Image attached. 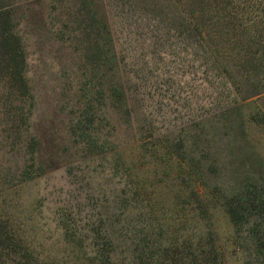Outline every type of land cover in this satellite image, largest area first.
<instances>
[{
  "label": "rangeland",
  "instance_id": "rangeland-1",
  "mask_svg": "<svg viewBox=\"0 0 264 264\" xmlns=\"http://www.w3.org/2000/svg\"><path fill=\"white\" fill-rule=\"evenodd\" d=\"M13 2L33 97L27 132L45 170L17 181L29 169L27 132L13 129L12 110L26 103L0 88V221L24 231L48 262L66 259L65 238L87 251L88 230L108 226L116 263L130 264L127 235L150 224L157 240L215 239L221 264H254L246 228L233 226L220 195L243 177L264 179V123L250 119L264 113V94L243 100L229 83L237 69L223 73L222 59L204 65L136 5ZM88 9L101 29L97 47Z\"/></svg>",
  "mask_w": 264,
  "mask_h": 264
},
{
  "label": "trees",
  "instance_id": "trees-1",
  "mask_svg": "<svg viewBox=\"0 0 264 264\" xmlns=\"http://www.w3.org/2000/svg\"><path fill=\"white\" fill-rule=\"evenodd\" d=\"M121 1H125L129 8L136 5L146 18L157 22L164 31L173 30L181 35L204 65L215 67V63L222 59L228 64L222 66L223 73L230 76V69H237L238 81L229 79V83L236 94H244L243 100L264 94V0ZM15 8L13 0H0V88L7 99L26 103L25 109L12 110L13 129L18 133L20 130L27 132L29 128L33 97L24 75L25 50L16 30ZM86 15H89L87 26L92 30L93 45L97 47L101 31L98 19L89 9ZM102 24L107 42L113 44L111 25ZM230 109L231 106L225 108ZM250 119L263 124V111H256ZM26 135L23 147L28 154L25 162L29 169L18 175L19 182L33 178L30 169L34 166L39 173L45 170L34 157L40 141L28 132ZM189 160L193 161V158L189 157ZM240 182L230 193L220 195L221 202L233 226L238 230L246 228L255 249L253 263L264 264V179L257 182L243 177ZM251 218L254 219L251 221ZM107 228L92 227L88 230L90 241L87 251L82 241L65 238V244L74 249L71 248L69 255H65L66 259L59 263L48 262L30 245L24 231L8 221H0V264H117L114 235ZM65 235L68 236L66 227ZM153 235L150 224L146 233L127 235L130 264H221L215 239L207 238L202 242L187 237L179 242L166 237L157 240Z\"/></svg>",
  "mask_w": 264,
  "mask_h": 264
}]
</instances>
